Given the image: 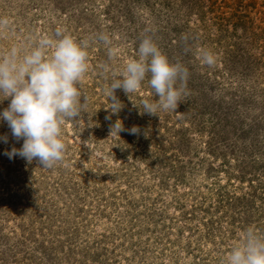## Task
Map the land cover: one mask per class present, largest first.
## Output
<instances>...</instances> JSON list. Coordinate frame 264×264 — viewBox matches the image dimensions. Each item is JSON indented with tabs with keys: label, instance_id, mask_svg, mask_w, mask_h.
Masks as SVG:
<instances>
[{
	"label": "rangeland",
	"instance_id": "374dc122",
	"mask_svg": "<svg viewBox=\"0 0 264 264\" xmlns=\"http://www.w3.org/2000/svg\"><path fill=\"white\" fill-rule=\"evenodd\" d=\"M240 2L0 0V58L57 28L90 42L78 84L86 103L63 126V163L9 159L23 140L0 121V264H223L249 227L264 237V0ZM146 37L188 69L182 102L142 113L158 99L149 73L137 92L116 90L113 115L103 89ZM117 120L124 130L110 136Z\"/></svg>",
	"mask_w": 264,
	"mask_h": 264
},
{
	"label": "clouds",
	"instance_id": "9594fccd",
	"mask_svg": "<svg viewBox=\"0 0 264 264\" xmlns=\"http://www.w3.org/2000/svg\"><path fill=\"white\" fill-rule=\"evenodd\" d=\"M8 25L7 18H0V34L7 31ZM55 37L39 38L23 55L20 48L13 46L0 58V102L10 98L8 107L0 113V121L7 123L16 141L23 140L20 149L13 147L4 154L9 159L19 156L28 163L35 160L49 170L64 162L63 126L77 119L86 103V98L85 103L81 102L78 84L88 72L90 46L89 41L77 42L61 28L56 29ZM96 39L107 46L109 60H114L119 50L111 46L109 37L100 34ZM138 55V60H129L122 70L112 72V82L103 89L110 105L106 110L118 114L123 105L116 90L122 89L129 96L141 88L150 73L148 83L158 99L144 100L142 113L156 116L158 111L177 112L187 88L188 69L180 63H170L150 37L140 42ZM197 58L208 67L216 63L215 55L204 48L199 49ZM103 68L109 70L108 65ZM123 130L117 120L110 127V136H119ZM137 131L135 127L131 129L133 134ZM2 139L8 142L7 136ZM223 264H264V237L249 227Z\"/></svg>",
	"mask_w": 264,
	"mask_h": 264
},
{
	"label": "trees",
	"instance_id": "16d2710c",
	"mask_svg": "<svg viewBox=\"0 0 264 264\" xmlns=\"http://www.w3.org/2000/svg\"><path fill=\"white\" fill-rule=\"evenodd\" d=\"M233 2L237 5L236 7H242V2H240V0H233Z\"/></svg>",
	"mask_w": 264,
	"mask_h": 264
}]
</instances>
